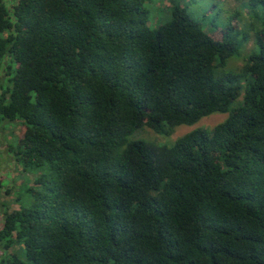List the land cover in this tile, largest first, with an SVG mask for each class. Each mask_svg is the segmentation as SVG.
<instances>
[{
  "label": "trees",
  "instance_id": "1",
  "mask_svg": "<svg viewBox=\"0 0 264 264\" xmlns=\"http://www.w3.org/2000/svg\"><path fill=\"white\" fill-rule=\"evenodd\" d=\"M148 1L0 0V118L55 176L20 210L0 177V264H264V28L219 75L235 27L176 6L152 28ZM215 113L172 147L130 140Z\"/></svg>",
  "mask_w": 264,
  "mask_h": 264
},
{
  "label": "rangeland",
  "instance_id": "2",
  "mask_svg": "<svg viewBox=\"0 0 264 264\" xmlns=\"http://www.w3.org/2000/svg\"><path fill=\"white\" fill-rule=\"evenodd\" d=\"M146 8L150 12V23L156 28L171 21L173 7L179 6L197 21L213 36L222 37L223 29L235 27L233 33L237 37L235 56L227 66L220 70L219 75L239 71L252 54L261 52L257 44V33L264 28V0H149ZM7 88L9 83L5 79ZM242 96L231 108L242 103L246 81L237 83ZM228 113H215L204 117L193 126H179L171 134H159L149 128L135 132L131 141H145L161 147H172L176 141L197 128L211 131L215 126L225 121ZM22 122H6L0 118V177L2 178L5 204L12 210L29 209L36 203V193L51 186L55 176L48 164L41 167H26L23 157L19 154V134ZM3 212L0 209V223Z\"/></svg>",
  "mask_w": 264,
  "mask_h": 264
}]
</instances>
